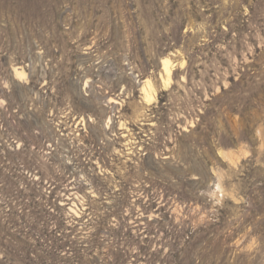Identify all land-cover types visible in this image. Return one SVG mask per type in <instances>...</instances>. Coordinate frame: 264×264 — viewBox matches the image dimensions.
<instances>
[{"label": "rangeland", "instance_id": "1", "mask_svg": "<svg viewBox=\"0 0 264 264\" xmlns=\"http://www.w3.org/2000/svg\"><path fill=\"white\" fill-rule=\"evenodd\" d=\"M0 100V264H264V0H0Z\"/></svg>", "mask_w": 264, "mask_h": 264}, {"label": "snow or ice", "instance_id": "2", "mask_svg": "<svg viewBox=\"0 0 264 264\" xmlns=\"http://www.w3.org/2000/svg\"><path fill=\"white\" fill-rule=\"evenodd\" d=\"M186 31H187V30H186ZM181 67H184V65H181ZM18 78L21 79V80H24V79H25L24 76H21V77H18ZM5 87H7V86H5ZM164 87H165V88L168 87V82H165ZM221 87H222V88H228L229 85L224 84V85H222ZM219 91H220V89H217V92H219ZM149 102H151V100H150ZM239 118H240V117L237 116V119H239ZM194 127H195V125H194ZM185 131H187V129H185ZM262 147H264V146H262ZM250 154H251V153H249V152H247V151L244 152V156H245V157L249 156ZM219 156H224V154L221 152V153H219ZM224 158L227 159V157H224ZM194 179H196V178L194 177Z\"/></svg>", "mask_w": 264, "mask_h": 264}, {"label": "clouds", "instance_id": "3", "mask_svg": "<svg viewBox=\"0 0 264 264\" xmlns=\"http://www.w3.org/2000/svg\"><path fill=\"white\" fill-rule=\"evenodd\" d=\"M19 77H21V76H19ZM4 86H7V87H8L7 83H5ZM2 103H4V102H3L2 100H0V104H2ZM252 246H254V242H253V245H250V246H249V248H251Z\"/></svg>", "mask_w": 264, "mask_h": 264}, {"label": "bare ground", "instance_id": "4", "mask_svg": "<svg viewBox=\"0 0 264 264\" xmlns=\"http://www.w3.org/2000/svg\"><path fill=\"white\" fill-rule=\"evenodd\" d=\"M165 66H166L167 71L170 72V69L168 68V63H166Z\"/></svg>", "mask_w": 264, "mask_h": 264}]
</instances>
